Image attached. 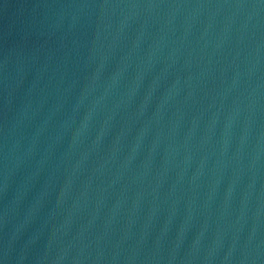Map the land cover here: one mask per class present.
Masks as SVG:
<instances>
[{
	"label": "water",
	"instance_id": "1",
	"mask_svg": "<svg viewBox=\"0 0 264 264\" xmlns=\"http://www.w3.org/2000/svg\"><path fill=\"white\" fill-rule=\"evenodd\" d=\"M0 264H264V0H0Z\"/></svg>",
	"mask_w": 264,
	"mask_h": 264
}]
</instances>
